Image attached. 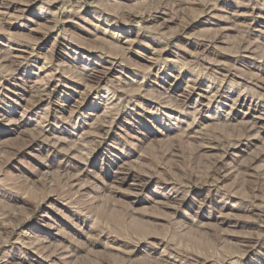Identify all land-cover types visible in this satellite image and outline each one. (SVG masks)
Listing matches in <instances>:
<instances>
[{"label":"rangeland","instance_id":"1","mask_svg":"<svg viewBox=\"0 0 264 264\" xmlns=\"http://www.w3.org/2000/svg\"><path fill=\"white\" fill-rule=\"evenodd\" d=\"M0 264H264V0H0Z\"/></svg>","mask_w":264,"mask_h":264}]
</instances>
